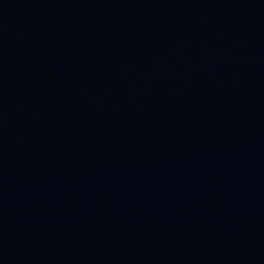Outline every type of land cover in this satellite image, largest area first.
Wrapping results in <instances>:
<instances>
[{
    "label": "water",
    "instance_id": "obj_1",
    "mask_svg": "<svg viewBox=\"0 0 264 264\" xmlns=\"http://www.w3.org/2000/svg\"><path fill=\"white\" fill-rule=\"evenodd\" d=\"M0 264H264V0H0Z\"/></svg>",
    "mask_w": 264,
    "mask_h": 264
}]
</instances>
